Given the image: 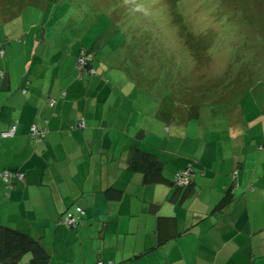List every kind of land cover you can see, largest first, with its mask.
Segmentation results:
<instances>
[{"label":"crops","instance_id":"obj_1","mask_svg":"<svg viewBox=\"0 0 264 264\" xmlns=\"http://www.w3.org/2000/svg\"><path fill=\"white\" fill-rule=\"evenodd\" d=\"M57 36L0 33L8 56L0 133L17 126L14 139L0 137V172L26 176L7 199L0 180V224L53 239L50 264H264L261 142L243 131L227 136L222 129L164 126L135 110L132 96H122L104 73L80 78L79 47L62 40L57 50ZM80 122L85 127L75 128ZM34 124L48 129L38 145L30 138ZM139 152L161 163L156 178L130 169ZM188 165L191 187L174 188ZM77 206L86 211L80 232L56 225Z\"/></svg>","mask_w":264,"mask_h":264},{"label":"rangeland","instance_id":"obj_2","mask_svg":"<svg viewBox=\"0 0 264 264\" xmlns=\"http://www.w3.org/2000/svg\"><path fill=\"white\" fill-rule=\"evenodd\" d=\"M0 33H57V50L61 33L88 50L99 41L106 47L99 73L132 96L135 110L156 117L172 88L201 85L189 95L207 114L167 126L219 130L217 111L227 136L249 132L264 146V0H0ZM233 58V70L249 77L242 90L239 76L223 78Z\"/></svg>","mask_w":264,"mask_h":264},{"label":"trees","instance_id":"obj_3","mask_svg":"<svg viewBox=\"0 0 264 264\" xmlns=\"http://www.w3.org/2000/svg\"><path fill=\"white\" fill-rule=\"evenodd\" d=\"M229 33H236L235 31L232 32V30L229 31ZM36 34V33H33ZM41 36V35H40ZM60 38L63 40L62 43H69L68 47L72 48V45L78 46V54L75 58V64L76 68L79 74V77L81 78L82 75L87 74L91 77L100 76L99 73V65L98 61L99 59L105 55L106 53V47H102L100 42L98 41L97 48L96 44L92 46V49L88 50L85 48L81 43L78 41L74 42V39H71L69 36H66L65 33H61ZM19 42V40H18ZM4 43H10L9 41H4ZM5 45V44H3ZM7 51L0 49V60L2 61V69L0 70V78L4 81L6 72L4 68V62L7 59ZM104 58V57H103ZM237 62L235 58L232 59V64H230L231 71H227V73L223 76L226 80L229 81H235V80H243L242 81V87L247 86V81L245 79L249 78L247 77V74L241 73V71H245L243 69H240L241 71L238 73L234 71L233 69H236V65L234 64ZM97 65V66H96ZM101 74V73H100ZM238 77V79H236ZM104 78V77H103ZM5 82V81H4ZM234 84V82H231ZM194 87L192 86H186L181 87L182 89L179 90V93H176L174 91V88H172V93H167V96L164 97L160 102V105H157L156 109V117H151V119H156L159 122H162L164 126H167V123H174L177 125L186 126L187 124H190V122L194 120H200L201 116L204 114H207L205 112L206 110H202V102L200 100H196L193 98H190L189 93L193 92L195 94H201L200 90H202L201 85ZM30 87V82L26 79L24 80L21 92L22 94H26L28 88ZM239 85L234 88V90H237ZM178 88V87H176ZM65 93H63L62 96H64ZM137 95V94H136ZM201 99H203V95L200 96ZM57 100L52 98L49 100V107L53 108L56 105ZM214 113V123L217 126H223V128H220L219 131L224 130L227 134L228 128L226 126L228 125L226 123V118L224 117V114L220 118L219 113L217 111H213ZM83 122H80L81 124ZM78 125L75 126L77 128ZM84 124V123H83ZM169 126V125H168ZM85 127V125H84ZM83 127V128H84ZM36 128V129H34ZM80 128V127H79ZM207 128V127H205ZM13 131V132H11ZM17 135V126L13 125L11 126L7 131H3L0 133V137L2 139H14ZM48 135V129L47 128H39L36 124L31 125L30 127V138L33 141L35 145H38L42 143L45 138ZM155 136V135H154ZM153 141L161 142L162 140L156 136V138H153ZM264 146H261L260 149H263ZM161 163L159 160H157V157L154 155H151L150 153H142L139 152L135 154V157L130 161V169L133 171L138 172H144L147 177H152L153 179L159 175V169H160ZM192 165H188L185 169L180 170L175 175L174 181H173V187L177 189H189L193 183L194 173L191 176L190 182L184 186L179 187L177 186V176L180 173L185 172L187 169H192ZM153 171V173L149 174V171ZM155 174V175H154ZM156 176V177H155ZM238 176V170L236 169L233 173V178L236 179ZM25 173L20 170H12L9 168H5L0 172V180L2 181L4 185V199L9 198L11 192L16 188L18 183H23L25 181ZM113 191V189H108V194L110 196V193ZM72 217L74 219V223H69L68 218ZM86 219V211L83 207L77 206L75 208L74 212L66 211L64 214H62L58 220L56 221V225L59 227H63L69 231H74L76 233L80 232L81 227L83 226ZM170 221V220H167ZM165 224V220L160 219L159 221V228ZM107 231L104 230L102 234H106ZM47 238H35L31 235L22 232L21 230L8 227L5 225L0 224V264H18L24 259L26 256H30L28 264H50L51 259L54 255V252L51 251L50 246L53 245V243L56 245L55 241L53 239L46 240ZM53 242V243H52ZM163 240L160 239V243H162ZM96 264H104L103 262H97Z\"/></svg>","mask_w":264,"mask_h":264},{"label":"built area","instance_id":"obj_4","mask_svg":"<svg viewBox=\"0 0 264 264\" xmlns=\"http://www.w3.org/2000/svg\"><path fill=\"white\" fill-rule=\"evenodd\" d=\"M78 127L83 128L84 124L81 123V124H79ZM34 129H36V128H34ZM11 132H13V131H11ZM192 175H193V171L190 168L187 169L185 172L180 173L177 176V186H179V187L186 186L190 182V179H191ZM68 222L72 224V223H74V219L70 216L68 218Z\"/></svg>","mask_w":264,"mask_h":264}]
</instances>
